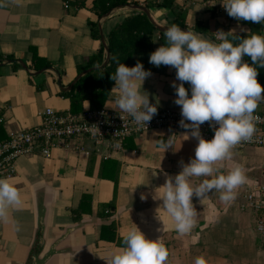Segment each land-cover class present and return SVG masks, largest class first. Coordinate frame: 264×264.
Masks as SVG:
<instances>
[{"label": "crops", "instance_id": "0c3cea01", "mask_svg": "<svg viewBox=\"0 0 264 264\" xmlns=\"http://www.w3.org/2000/svg\"><path fill=\"white\" fill-rule=\"evenodd\" d=\"M73 1L0 0V54L11 55L27 67V71L12 69L11 64L0 68V116L4 120L0 141L37 126L45 109L70 111V101L60 95L57 79L62 89L70 86L77 77L76 67L97 53L101 38L107 45L111 29L140 12L132 5L112 10L98 20L100 40L96 41L88 26L89 20L96 21L89 11L93 0H87L84 8H67L66 4ZM132 1L143 8L149 1L162 2ZM174 7V12H185L186 28L182 29L193 31L200 22L208 33L202 34L205 39H214L217 30H234L235 35L248 32L243 20L227 15L220 0H174ZM145 9L157 26L172 25L175 13L171 10ZM161 44H166L164 32L156 30L153 51ZM30 49L51 66L39 70L44 71L37 76L30 75L38 72L29 68ZM243 60L248 63L247 56ZM136 61L143 63L145 58L140 56ZM175 72L171 66H164L151 72L142 84V90L149 93L150 102H158V108L180 110L171 86L174 81L180 83ZM184 87L189 88L187 82ZM118 95L114 83L102 108L121 111L114 103ZM90 109L86 100L76 113ZM255 111H264V101ZM181 134L150 131L125 139L120 149L87 143L84 152L54 151L49 159L19 158L8 180L20 191L22 204L9 209L7 222L0 221V264H106L123 247L122 238L133 224L146 238L161 239L170 253L167 264H194L197 256L205 257L208 264H264V248L256 241L252 219L250 222L239 208L247 187L264 181L263 152L246 149L233 153L230 160L217 162L214 166L223 173L242 166L245 175H251L250 180L247 178L228 204L215 190L202 200L194 196L196 224L190 233L179 235L174 221L159 209L162 202L152 197L155 188L163 185L164 173L174 176L181 170V162L186 164L194 158L198 141L192 137L181 141ZM171 135L172 148L163 154L155 140ZM252 151L262 156L259 171L246 155ZM146 173L148 183L141 185L146 182ZM201 179L193 178V183ZM141 194L147 198L141 200ZM82 197L88 201L81 203ZM80 207L81 219L74 222L71 211ZM109 225L114 232L106 231Z\"/></svg>", "mask_w": 264, "mask_h": 264}, {"label": "clouds", "instance_id": "9594fccd", "mask_svg": "<svg viewBox=\"0 0 264 264\" xmlns=\"http://www.w3.org/2000/svg\"><path fill=\"white\" fill-rule=\"evenodd\" d=\"M220 5L237 21L264 24V0H220ZM233 33L234 30L227 33L217 30L215 38L210 40L199 32L181 30L173 24L164 32L166 44H161L148 58L153 66H171L176 70L175 77L180 83L174 81L171 86L176 95L174 103L180 106L179 126L186 130L180 135L181 141L190 137L198 141L194 158L186 164L181 162V170L174 176L164 173L165 181L155 188L152 197L162 202L159 209L174 221L179 235L190 233L196 224L194 196L202 200L215 190L225 204L236 198V190L247 182L243 167L236 165L223 173L214 165L230 160L232 149L249 141L256 122L264 119L255 114L259 103L264 101V87L256 79L258 68H264V35L253 32L240 38ZM244 56L252 63L245 62ZM150 75L140 62L132 67L117 62L115 73L110 77L119 90L114 103L132 117L137 127L146 128L158 110V102H150L149 93L142 90L144 80ZM184 82L188 83V89ZM205 122L213 128L211 140L201 135L200 126ZM172 136L155 140L163 154L172 148ZM120 146L119 142L115 145ZM145 175L146 182L141 185L148 183ZM193 178L203 179L194 184ZM140 198L147 197L141 194ZM21 204L18 188L8 179L0 178V221L7 222L9 209ZM122 242L123 247L106 264H167L170 253L166 245L160 238H146L134 224ZM194 264L208 262L205 257L197 256Z\"/></svg>", "mask_w": 264, "mask_h": 264}, {"label": "built area", "instance_id": "2783aa9c", "mask_svg": "<svg viewBox=\"0 0 264 264\" xmlns=\"http://www.w3.org/2000/svg\"><path fill=\"white\" fill-rule=\"evenodd\" d=\"M255 114L264 118V111ZM181 119L180 110L158 108L146 128H143L137 127L127 113L107 108L79 113L45 109L40 114L37 126L0 141V178H11L15 173V163L21 157L39 156L49 159L54 151L84 152L87 143L95 147L107 144L111 149H120L121 146L115 147L117 142L121 145L127 138H137L150 131L184 133L186 130L178 123ZM3 123L0 116V127ZM255 128L252 138L237 144L232 149L233 153L259 149L264 154V119L256 122ZM200 131L205 140L213 138L214 131L209 127V122L203 123ZM262 175L264 176V165ZM239 208L242 214L252 219L256 241L264 248V181L247 187Z\"/></svg>", "mask_w": 264, "mask_h": 264}, {"label": "trees", "instance_id": "16d2710c", "mask_svg": "<svg viewBox=\"0 0 264 264\" xmlns=\"http://www.w3.org/2000/svg\"><path fill=\"white\" fill-rule=\"evenodd\" d=\"M87 0H74L66 4V7H73L74 10L84 8ZM127 5L138 6V3L132 0H93L89 11L96 17V21H88L90 36L92 39L99 41L100 35L98 30V20L106 17L112 10ZM145 8H163L174 12V0H162L161 3L146 2ZM175 13L174 19L170 24H176L180 28H186L185 12L178 10ZM248 27V32L245 34L236 35L240 38H245L253 32L264 35V24L254 23L251 21H243ZM156 26L151 22L147 15L143 12H134L131 16L125 18L122 22L114 26L108 37L107 47L109 49V61L105 67L98 68L89 74L80 78L74 87L68 91H61L60 95L70 101V112L76 113L81 109V102L89 101L93 109L102 108V105L108 98L111 87L115 83L111 80V76L115 73L117 62L123 63L127 67L134 66L138 57H144L145 61L141 63L145 70L155 72L162 69L164 66H153L149 63V55L153 52V35L156 32ZM193 31L202 34H208L202 23L195 24ZM235 35V34H234ZM231 38V37H229ZM32 58L29 65L30 69L41 70L49 69L51 66L38 57L33 49H30ZM248 63L251 64L250 58ZM105 60V52L103 46H100L95 55L88 58L86 62L76 67V74L79 75L83 71L99 67ZM12 61L10 65L12 69H18L20 65L17 60L11 55H1L0 63ZM258 83L264 87V68H258V75L256 77ZM262 112V111H255ZM88 201L87 197H82L81 203ZM81 207L77 210H72L71 215L74 222L81 219ZM113 225L106 227V231L114 232Z\"/></svg>", "mask_w": 264, "mask_h": 264}, {"label": "water", "instance_id": "95a60500", "mask_svg": "<svg viewBox=\"0 0 264 264\" xmlns=\"http://www.w3.org/2000/svg\"><path fill=\"white\" fill-rule=\"evenodd\" d=\"M132 8H133V9H136V10H138V11H140V12L145 13V14L147 15V17L151 20V22L154 24V22L152 21V19H151V17H150L149 11H148L147 9H145V8H143V7H138V6H133ZM154 25L156 26V29H157V31H159V32H165V30L167 29V28L159 27V26H157L156 24H154ZM181 30H186V29H182V28H181ZM101 43H102V46H103V48H104V52H105V60H104L103 64H102L101 66H99V67H93V68H90V69H87V70L83 71L81 74L77 75V77H76L75 80L71 83L70 86H68V87H66V88H64V89L61 88L60 79L58 78L57 81H56V83H57L58 87L61 89V91H64V92H68V91H70V90L74 87V85L76 84V82H77L80 78H82L83 76L89 74L90 72H92V71H94V70H96V69H98V68H102V67H105V66L107 65V63H108V61H109V49H108L107 45H105L103 38H101ZM12 63H13L12 61H6V62H3V63H0V68L6 66V65H8V64H12ZM18 64L20 65V67H21L22 69H24L25 71H27V67H26V65H24V64H23L22 62H20V61L18 62ZM43 71H44V70H42V71H38V72H36V73H32V74H30V75H31V76H37V75L41 74Z\"/></svg>", "mask_w": 264, "mask_h": 264}, {"label": "rangeland", "instance_id": "374dc122", "mask_svg": "<svg viewBox=\"0 0 264 264\" xmlns=\"http://www.w3.org/2000/svg\"><path fill=\"white\" fill-rule=\"evenodd\" d=\"M253 152V154L251 153V152H248V154L246 153V155H247V157L248 158H250L249 160L252 162V163H254V164H256V166H255V168L259 171V168H257V167H259V165H260V163H261V161L263 160L261 157V154L259 153V152H255L254 153V151H252ZM250 153H251V156H249L250 155ZM254 155H256L255 157H253ZM247 176V178H248V180H250V178H251V175H246ZM249 220H250V222H251V218L249 217Z\"/></svg>", "mask_w": 264, "mask_h": 264}]
</instances>
